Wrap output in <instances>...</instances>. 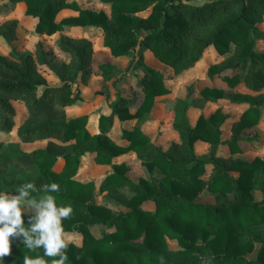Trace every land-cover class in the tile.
Here are the masks:
<instances>
[{
    "label": "trees",
    "instance_id": "1",
    "mask_svg": "<svg viewBox=\"0 0 264 264\" xmlns=\"http://www.w3.org/2000/svg\"><path fill=\"white\" fill-rule=\"evenodd\" d=\"M10 1L24 4L25 15L36 19L38 35L50 36L65 27H97L102 45L112 56L131 54L135 57L132 66L143 72L137 82L142 99L134 112L130 109L134 101L120 98L110 104V115L98 117L93 131L87 115L66 117V108L79 95L80 81L86 82L95 72L115 73L108 63L92 67L88 40L59 37L57 47L70 60L54 67L59 81L54 86L37 70V65L50 64L41 42L33 53L17 54L11 49L7 56L0 55V132L8 133L15 125L11 101H22L27 114L16 128L18 139L22 143L46 140L44 147L30 151L0 141V194L16 196L30 182L34 189L28 190L23 201L38 203L46 185H59V191L50 194L57 206L73 209L62 221L63 230L82 237L80 245L66 242L65 264H264V158L246 161L217 154L224 144L231 155L240 153L243 132L258 124L264 107V53L255 50L256 41L264 40V31L256 25L264 17V0L201 4L194 0H99L109 5V15L79 8L73 0ZM148 8L147 16L138 15ZM63 10L76 13L58 18ZM17 26L15 19L3 22L0 37L10 43ZM209 46L224 58L207 67V78L229 87L243 84L248 90L234 92L229 99L232 104L246 105L229 139L221 138L227 118L221 109L208 117L200 115L192 125L187 98L176 103L172 128L178 140L165 150L132 124L121 127L122 142L108 136L113 118L120 124L141 118L152 109L156 97L167 93L163 74L144 63L143 52L150 51L174 74H181ZM200 95L217 102L224 91L204 85ZM197 141L208 144L207 156H197ZM129 152L156 175L130 179L128 166L113 162ZM85 154H93L96 164L111 167L97 188L92 181L74 178ZM59 161L61 167L55 171ZM147 202L153 204L152 209L142 207ZM20 207L22 227L29 231L37 209L23 202ZM168 239L176 242L177 250L168 247ZM25 240L22 234L10 237L11 253L4 257V264H23L25 256L41 257L46 264L59 259L44 256L42 248L27 249Z\"/></svg>",
    "mask_w": 264,
    "mask_h": 264
},
{
    "label": "rangeland",
    "instance_id": "2",
    "mask_svg": "<svg viewBox=\"0 0 264 264\" xmlns=\"http://www.w3.org/2000/svg\"><path fill=\"white\" fill-rule=\"evenodd\" d=\"M75 4L82 9H90L94 11L103 10L109 15L110 8L108 4L102 3L99 0H73ZM25 6L21 2L13 3L10 0H0V24L8 20H16L18 26L15 37L9 43L0 37V55L7 56L11 49L17 54L33 53L35 45L41 42L43 48L48 52L50 59L49 65H37V70L41 73L49 85L59 83L55 68L60 63H67L70 56L59 50L57 41L60 36L65 35L72 38H83L88 40L92 46V58L94 69L101 64L108 63L113 66L114 74L109 76L102 75L99 72L92 73L86 82L80 81L77 84L79 95L73 103L66 108V117L72 118L81 115H87L89 123L96 124L99 116L107 117L110 114V104H114L120 98L133 100L131 104V112L140 104L142 93L138 80L142 78L143 72L137 65L132 66L135 57L132 55L122 57H114L109 52V49L102 45V34L97 27H65L62 31L53 35H38L34 32L36 19L25 15ZM75 10H65L58 18L75 14ZM149 8L139 16H147ZM257 27L264 31V17L257 22ZM255 50L264 53V40H257ZM144 63L160 71L164 76V84L167 88V93L159 95L155 98L152 109L144 114L141 118H136L127 123L118 124L117 121H112L109 126L108 135L118 142L120 139V129L125 127L136 126L144 134H146L150 142L161 148L167 149L172 142L177 141V133L172 128L174 117V108L179 99L187 98L188 101V117L191 123H194L198 116L203 115L208 117L218 107L222 108L223 113L227 116L226 121L222 125V138L227 139L231 134V125L237 120L244 106L234 105L229 99L236 91L244 92V87L239 84L236 87H227L220 80H209L206 77L207 67L212 63H217L224 58L213 46H209L203 53L201 59L194 64L190 69L181 73L174 74L169 66L162 64L153 54L146 50L143 52ZM55 67V68H54ZM217 85L224 89V96L216 103L205 101L200 95V89L204 85ZM15 112V125L8 133L0 132V141L5 144H16L25 151H30L36 148L44 147L46 140H39L33 143H22L16 135V128L23 122L26 117V108L22 101H11ZM244 139L239 142L241 149L233 157H238L246 161H251L255 157L264 158V107L260 109V117L258 124L253 129H248L243 132ZM120 142V140H119ZM122 142V140H121ZM197 156L205 157L208 154V145L202 141L195 144ZM219 155L228 156L229 151L226 145L219 149ZM120 162H125L128 165V177L132 180L138 178H151L156 174L148 172L142 167L140 160L137 159L134 153H126L119 158ZM61 167V162H56L54 170L58 171ZM111 171V167L107 165L96 164L93 160V154H85L79 160V165L74 178L81 182L92 181L97 188L105 175ZM255 196L258 198L259 194ZM24 204H29V201H22ZM110 206V205H109ZM113 208L112 206H110ZM142 207L152 209V203H144ZM99 232L96 231L95 234ZM65 242H72L77 245L81 244L82 237L77 232H63ZM168 247L177 250L178 246L175 241L167 240ZM256 249L258 246L255 247ZM249 255V257H252Z\"/></svg>",
    "mask_w": 264,
    "mask_h": 264
},
{
    "label": "clouds",
    "instance_id": "3",
    "mask_svg": "<svg viewBox=\"0 0 264 264\" xmlns=\"http://www.w3.org/2000/svg\"><path fill=\"white\" fill-rule=\"evenodd\" d=\"M29 189H34L30 182L18 189L19 194L16 196L0 194V264H4V257L11 253L10 237L21 234L26 238L24 246L27 249L42 248L44 256L59 257L52 264H65L68 257L62 250L68 245L63 237L62 221L71 215L73 209L71 205L57 206L55 197L50 193L58 192L59 185L50 183L45 186L46 194L38 203L34 200L30 202L37 209V215L29 231H25L20 205L29 196ZM30 232L35 234L34 238L29 235ZM23 264H46V261L41 257L32 259L25 256Z\"/></svg>",
    "mask_w": 264,
    "mask_h": 264
},
{
    "label": "crops",
    "instance_id": "4",
    "mask_svg": "<svg viewBox=\"0 0 264 264\" xmlns=\"http://www.w3.org/2000/svg\"><path fill=\"white\" fill-rule=\"evenodd\" d=\"M63 11H65V10H63ZM62 11V12H63ZM61 12V13H62ZM60 13V14H61ZM59 14V15H60ZM207 77V76H206ZM210 80V79H209ZM217 80H219V79H217ZM211 81H214V80H211ZM223 84V83H222ZM213 85V84H212ZM239 85V84H238ZM242 86H243V84H241ZM213 86H215V87H219V86H217V85H213ZM227 86V85H226ZM227 87H229V86H227ZM236 87V86H235ZM244 87V86H243ZM219 88H222V87H219ZM223 89V88H222ZM244 89H245V91L244 92H242V93H247L248 92V90L244 87ZM223 91H224V89H223ZM236 92H241V91H236ZM219 101V100H218ZM212 103H216V102H212ZM234 105H237V104H234ZM240 106V105H239ZM241 106H244V108L242 109V111L246 108V105H241ZM219 109H221V111H222V108H220V107H218ZM242 111H241V113H242ZM213 113V112H212ZM211 113V114H212ZM222 113H223V111H222ZM240 113V114H241ZM224 114V113H223ZM240 114H239V116H240ZM110 115V114H109ZM188 115V114H187ZM239 116H238V118H237V120L236 121H238V119H239ZM199 117V116H198ZM205 117V116H204ZM189 118V117H188ZM227 119V118H226ZM117 121V123L118 124H120V122L116 119V118H113V121ZM197 120V119H196ZM196 120H195V122H196ZM131 121H133V120H131ZM189 121H190V119H189ZM226 121V120H225ZM236 121H234L233 123H235ZM88 122H89V120H88ZM195 122L194 123H191V121H190V123L192 124V125H194L195 124ZM97 123H98V119H97V121H96V124L95 125H92L91 123H89V128L90 129H92L93 131H96V126H97ZM233 123H232V125H233ZM224 124V123H223ZM222 124V125H223ZM232 125H231V134H230V136L232 135ZM248 130V129H247ZM246 131V130H245ZM244 134V133H243ZM109 136V135H108ZM230 136H229V138H230ZM110 137V136H109ZM111 138V137H110ZM221 138H222V126H221ZM229 138H227V139H229ZM223 139V138H222ZM227 139H223V140H227ZM120 140V142H121V138L119 139ZM119 140H118V142L117 143H120L119 142ZM115 141V140H114ZM116 142V141H115ZM198 142V141H197ZM196 142V143H197ZM195 143V144H196ZM205 143V142H204ZM207 144V143H206ZM208 145V144H207ZM225 145V144H224ZM221 146H223V145H221ZM220 146V147H221ZM227 146V145H226ZM220 147H219V149H220ZM227 148H228V146H227ZM164 150V149H163ZM228 151H229V155L228 156H221V155H219V150H218V156H220V157H223V158H227V157H233L234 155H236V154H233V155H231V153H230V150H229V148H228ZM196 152V151H195ZM129 153H132V152H129ZM128 154V153H127ZM125 155V154H124ZM124 155H121V156H119V157H117V158H115L114 159V163H121L120 161H118L119 160V158H121L122 156H124ZM233 158H238V157H233ZM241 159V158H240ZM243 160V159H242ZM125 163V162H124ZM126 164V163H125ZM127 165V164H126ZM102 166V165H101ZM107 166H109V165H107ZM128 166V165H127ZM207 171H210V167L208 166L207 167ZM109 172H111V171H109ZM108 172V173H109ZM128 173V172H127ZM127 176H128V174H127ZM131 179V178H130ZM148 203H150V202H148Z\"/></svg>",
    "mask_w": 264,
    "mask_h": 264
},
{
    "label": "built area",
    "instance_id": "5",
    "mask_svg": "<svg viewBox=\"0 0 264 264\" xmlns=\"http://www.w3.org/2000/svg\"><path fill=\"white\" fill-rule=\"evenodd\" d=\"M194 1L197 2V3H199V4H201V3H204L206 1H212V0H194Z\"/></svg>",
    "mask_w": 264,
    "mask_h": 264
}]
</instances>
